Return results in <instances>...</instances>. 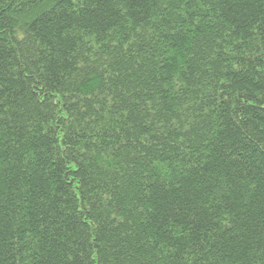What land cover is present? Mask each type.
<instances>
[{
    "label": "trees",
    "instance_id": "trees-1",
    "mask_svg": "<svg viewBox=\"0 0 264 264\" xmlns=\"http://www.w3.org/2000/svg\"><path fill=\"white\" fill-rule=\"evenodd\" d=\"M0 264H264V0H0Z\"/></svg>",
    "mask_w": 264,
    "mask_h": 264
}]
</instances>
